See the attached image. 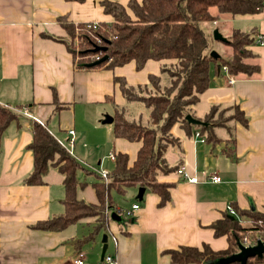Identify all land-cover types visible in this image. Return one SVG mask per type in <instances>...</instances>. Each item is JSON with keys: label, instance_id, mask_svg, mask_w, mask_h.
Returning <instances> with one entry per match:
<instances>
[{"label": "crops", "instance_id": "0c3cea01", "mask_svg": "<svg viewBox=\"0 0 264 264\" xmlns=\"http://www.w3.org/2000/svg\"><path fill=\"white\" fill-rule=\"evenodd\" d=\"M61 14H67L74 23L111 20L97 0H0V103L25 106L19 110V119L10 122L1 137L0 264H74L77 255L83 256V264H108L104 260L107 255L114 257L113 264H171L170 257L163 253L165 249L200 247L203 243L213 250L226 248L227 237L215 236L210 227L223 217L226 206L264 209V44L250 46L259 57V74L255 78H237L211 65L209 86L190 107L189 114L203 121L212 104L238 105L247 121L233 123L232 141L223 128L214 129L221 140L213 144L199 133L200 124L175 123L170 128L176 139L165 149L166 163L184 167L197 181L182 179L177 171L157 176L160 181L173 182L171 199L162 206H158V194L148 190L139 201V187L135 186L137 202L131 205L137 204L138 208L128 209L133 220L126 224L125 231L109 220L106 231L79 243L90 232L92 223L88 221L93 220L89 217L60 231L32 227L38 220L62 213L64 186L57 169L44 176L43 184L23 183L33 163L27 148L32 140L30 121L44 123L61 144L67 139V130L72 129L76 152L79 147L103 146L107 156L109 150L125 151L132 161L139 144L116 139L111 123L102 122L112 107L108 97L124 105L134 118L142 113L146 118L149 108L122 97L114 78L123 76L131 84L148 83V75L158 74L165 61L148 60L137 71L134 62L114 69L76 68L71 52L60 40L67 35L56 19ZM210 25L223 37L232 28H255L264 37V9L254 14L224 16L220 23ZM210 44L218 55L228 53L222 41L212 37ZM53 92L60 104L53 102ZM228 149L233 156L225 154ZM78 161L86 167L83 160ZM214 174L219 181L211 180ZM88 183L77 187L76 197L96 204L94 182L91 187ZM83 222L88 224L85 231L78 227ZM102 234H106L107 241L103 256Z\"/></svg>", "mask_w": 264, "mask_h": 264}, {"label": "trees", "instance_id": "16d2710c", "mask_svg": "<svg viewBox=\"0 0 264 264\" xmlns=\"http://www.w3.org/2000/svg\"><path fill=\"white\" fill-rule=\"evenodd\" d=\"M97 2L111 20L74 23L67 14L56 17L67 34L60 40L71 52L73 63L76 48L80 56L93 55L92 62L107 55L99 63L78 61L74 63L76 68L114 69L134 62L137 71L148 60L165 63L161 64L158 74L148 75V83L131 84L125 77L115 76L114 83L122 97L131 102H141L149 108V112L144 122L141 115L138 118L132 117L124 105H118L112 97H108L113 107L112 136L139 145L132 161L125 151L115 153L113 167L106 179L85 168L51 134L44 123L30 121L32 140L27 148L31 151L33 163L32 170L23 178V183L33 186L43 184L44 176L51 169H57L62 175L64 186L62 213L38 220L32 227L50 232L60 231L82 218L97 217L90 232L79 243L90 241L99 232L108 229V213L111 210L121 213L125 218L126 223L119 226L122 231H125L126 224L132 222L133 217L116 205L110 195L111 190L123 195L128 186H144L145 190L158 194V206L170 201L169 191L173 182L157 179L159 175L174 173L178 169V166L168 165L164 158L166 147L176 139L170 133V128L175 123L188 125L185 115L189 114L190 107L207 90L211 65H218L237 78H255L260 66L258 54L250 49V46L256 44L255 28H232L223 42L230 47V53L213 57L210 44L212 36L208 37L201 23H220L224 16L254 14L264 9V0H127L125 5L118 0ZM92 45L106 47V50L92 51ZM53 96V102L60 104L57 94L53 92ZM23 107L25 106L21 104L10 106L0 103V149L3 132L10 122L19 119V110ZM202 119L207 124L199 126V133L207 143L212 144L221 140L215 133V128H223L230 134L232 141L233 123L247 121L243 110L236 104H212ZM224 152L227 156H233L231 149ZM80 169L97 177L92 184L98 200L96 204L76 197L77 187L87 184L85 181L79 182L77 178ZM232 207L236 215L225 212L222 218L210 225L215 236L227 237L226 248L213 250L207 243H203L200 247L180 245L165 249L163 253L170 257V263L212 264L217 258L236 252L238 241L248 245H253L258 240L264 243V212ZM254 234L260 239L255 238ZM246 237L249 238L248 241ZM262 263L264 254L261 258L250 256L245 262ZM229 264L239 263L234 261Z\"/></svg>", "mask_w": 264, "mask_h": 264}, {"label": "rangeland", "instance_id": "374dc122", "mask_svg": "<svg viewBox=\"0 0 264 264\" xmlns=\"http://www.w3.org/2000/svg\"><path fill=\"white\" fill-rule=\"evenodd\" d=\"M210 26H211L210 23L209 24L201 23V27L206 30V33L208 34L209 38H211V36L213 37V30H214ZM239 26H241V25H239ZM224 45H226V48H228V53L225 54V55H227L230 53V47H228L227 44H224ZM74 53H75L74 54V63H77L78 61H82V60H84V61L88 60L90 62L91 59L94 57L93 55L92 56H80L77 53V48L74 50ZM110 108H111V110H110V112H108L109 115L112 114V112H113V108L111 106H110ZM138 114H140V113H138ZM135 118H138V116H135ZM141 119H142V121L146 122V120H145L146 118H145L143 113L141 114ZM64 143L67 147V150L71 151L72 154H74V156L76 155L78 157V160L81 159L84 161L83 164L86 165L85 168H87V166L88 167L90 166L93 168L96 167L99 170L102 168H105L106 170L110 171V169H112L113 161L109 160V158L106 154V150L104 149L103 146H94V147L87 146L86 148L79 147L78 148L79 151L76 152V149H74L73 145H70L66 141V139H64ZM75 145H77V141L75 142ZM75 152H76V154H75ZM98 161L100 163H97ZM87 169L91 170L89 168H87ZM77 178H78L79 182L83 181V180H85L86 182H89L88 184H90V187H91V183L95 182V179L97 177L93 173H86L85 170L80 169L78 171ZM134 189H135V186H128L123 195L117 194L114 190H111L110 195L113 196V199L119 208L126 210V209H130L131 203L136 201L135 196H134V194L136 193L135 192L136 190H134ZM260 211L264 212V209H262ZM89 218H91L93 220V221H88V224L90 225L91 223H93L96 220L97 217H89ZM88 224L83 222L78 227L80 230L85 231ZM254 237L257 239H260L257 234H254ZM108 240H109L108 241L109 247H111L112 240H110V238ZM246 240L248 241L249 238L246 237Z\"/></svg>", "mask_w": 264, "mask_h": 264}, {"label": "water", "instance_id": "95a60500", "mask_svg": "<svg viewBox=\"0 0 264 264\" xmlns=\"http://www.w3.org/2000/svg\"><path fill=\"white\" fill-rule=\"evenodd\" d=\"M213 38L219 41L224 42L226 40L225 37L222 36V34L219 32L218 29L214 28L213 30ZM92 51H98L102 50L105 51L106 47L98 46V45H92L91 47ZM211 54L213 57H217L218 54L215 52V50L211 51ZM107 55L102 56L101 58L96 59L92 64L94 63H99L100 61L106 59ZM185 119L188 120L189 123L195 124V125H206L207 123L205 121H202L200 119H194L190 114L185 115ZM104 123H111L112 122V116L108 115L104 120L102 121ZM145 188L144 186H140L138 188V191L136 193V198L141 201L142 199V194L144 192ZM252 209H255L254 206H252ZM110 220L114 221L115 223L119 225H124L126 223L125 218L118 213L117 211L111 210L109 214ZM103 243L102 249H101V256H103V253L105 252V249L107 247V241H106V234H102L101 240ZM264 254V243L262 240H258L255 244L253 245H244L242 242L238 241L237 242V250L236 252H233L229 256L225 257H219L217 260L213 261L212 264H229L234 261L238 262L239 264H245L246 259L250 256H257L261 258V256Z\"/></svg>", "mask_w": 264, "mask_h": 264}, {"label": "built area", "instance_id": "2783aa9c", "mask_svg": "<svg viewBox=\"0 0 264 264\" xmlns=\"http://www.w3.org/2000/svg\"><path fill=\"white\" fill-rule=\"evenodd\" d=\"M255 42L256 43H258V44H264V37L260 34V33H257V35H256V39H255ZM94 60V57L91 59V61L90 62H92ZM223 70H225L224 68H223ZM226 71V70H225ZM66 135H67V142L70 144V145H72V143L74 142V133H73V130L72 129H69V130H67V133H66ZM62 145L64 146V148H66L67 149V147H66V145H65V143H63L62 142ZM69 151V150H68ZM69 153H71L72 154V152L71 151H69ZM114 157H115V152L114 151H112V150H109V153H108V158L109 159H112V160H114ZM103 179H106L107 178V175H108V173H109V171L108 170H106L105 168H102V169H98L97 171H96ZM177 173H178V175L182 178V179H184V178H186V179H188L189 181H191V182H196L197 181V178L196 177H194V176H190L188 173H187V171L184 169V167H180V168H178L177 169ZM210 178H211V180L214 182H216V181H219L220 180V178H219V176L217 175V174H214V175H210ZM227 207V209H226V212L230 215H236V212H235V209L233 208V207H231V205L229 206H226ZM136 208H138V205L137 204H132L131 205V209H136ZM122 211H124V213L125 214H127V215H129V216H131V210H128V209H126V210H122ZM119 213V212H118ZM109 214H110V212L108 213V219L110 220V218H109ZM121 214V213H120ZM122 215V214H121ZM245 246L246 245H248L247 243H243ZM104 260L106 261V263H108V264H113V262H114V257L113 256H110V255H107V256H104ZM73 263L74 264H83V256H81V255H77V257L74 259V261H73Z\"/></svg>", "mask_w": 264, "mask_h": 264}]
</instances>
